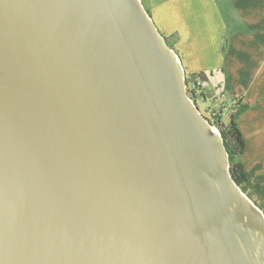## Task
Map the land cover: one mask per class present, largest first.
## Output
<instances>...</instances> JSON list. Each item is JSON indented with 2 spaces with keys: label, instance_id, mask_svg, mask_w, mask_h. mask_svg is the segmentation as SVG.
Returning <instances> with one entry per match:
<instances>
[{
  "label": "water",
  "instance_id": "water-1",
  "mask_svg": "<svg viewBox=\"0 0 264 264\" xmlns=\"http://www.w3.org/2000/svg\"><path fill=\"white\" fill-rule=\"evenodd\" d=\"M141 0H0V264H264V213Z\"/></svg>",
  "mask_w": 264,
  "mask_h": 264
},
{
  "label": "crops",
  "instance_id": "crops-1",
  "mask_svg": "<svg viewBox=\"0 0 264 264\" xmlns=\"http://www.w3.org/2000/svg\"><path fill=\"white\" fill-rule=\"evenodd\" d=\"M141 2L186 77L224 93L215 105L224 107L221 120L234 104L246 107L237 119L245 145L237 161L264 177V0Z\"/></svg>",
  "mask_w": 264,
  "mask_h": 264
},
{
  "label": "trees",
  "instance_id": "trees-1",
  "mask_svg": "<svg viewBox=\"0 0 264 264\" xmlns=\"http://www.w3.org/2000/svg\"><path fill=\"white\" fill-rule=\"evenodd\" d=\"M189 78H195V77L191 76ZM202 97H203L202 93L198 95V98H202ZM223 109L224 107L221 105L217 107V115L215 117L214 125L218 129L221 138L223 140L224 146L229 155L230 175L244 194H246L248 186L252 185L253 180H255L258 183V185H260V186H256L257 189L260 188L264 191V186H263L264 177L262 176L254 177L255 170H251L247 172L244 170L242 164L237 161V159L244 152V148H245L243 137L237 126V119L239 115L243 111H245L246 107L241 106L240 104H234L233 106H231L229 111L227 112L228 113L227 120L225 123H223L221 120V116L224 114Z\"/></svg>",
  "mask_w": 264,
  "mask_h": 264
},
{
  "label": "rangeland",
  "instance_id": "rangeland-1",
  "mask_svg": "<svg viewBox=\"0 0 264 264\" xmlns=\"http://www.w3.org/2000/svg\"><path fill=\"white\" fill-rule=\"evenodd\" d=\"M205 92H206L205 100L202 99V98H198L195 103H196V105L198 107L199 112L205 118H209L210 115H209L207 109L210 108V107H213V106H215V105H217L219 103V100H220L219 91L216 92V90H214L209 85V86H207L205 88ZM222 122L223 123L226 122V118L225 117L222 118ZM256 186H260V185H258V183L255 180H253L252 181V185L248 186V189L246 191V195L264 213V191L262 189H260V188L257 189ZM263 186H264V182H263Z\"/></svg>",
  "mask_w": 264,
  "mask_h": 264
},
{
  "label": "built area",
  "instance_id": "built-area-1",
  "mask_svg": "<svg viewBox=\"0 0 264 264\" xmlns=\"http://www.w3.org/2000/svg\"><path fill=\"white\" fill-rule=\"evenodd\" d=\"M208 83L205 80H202L199 77L189 78L186 77V93L188 97L195 103L198 99V95L203 92L207 87ZM225 97L224 93L219 94L220 100H223ZM217 107L213 106L207 109L210 117L206 118L211 123V129L213 132L219 133L218 129L215 127V117L217 115Z\"/></svg>",
  "mask_w": 264,
  "mask_h": 264
}]
</instances>
